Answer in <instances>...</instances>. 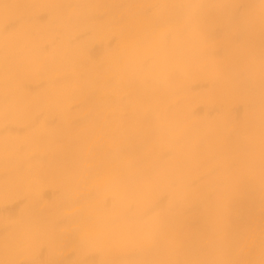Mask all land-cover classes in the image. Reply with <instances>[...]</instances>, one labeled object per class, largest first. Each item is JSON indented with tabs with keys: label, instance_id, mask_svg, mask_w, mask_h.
<instances>
[{
	"label": "bare ground",
	"instance_id": "bare-ground-1",
	"mask_svg": "<svg viewBox=\"0 0 264 264\" xmlns=\"http://www.w3.org/2000/svg\"><path fill=\"white\" fill-rule=\"evenodd\" d=\"M0 264H264V0H0Z\"/></svg>",
	"mask_w": 264,
	"mask_h": 264
}]
</instances>
